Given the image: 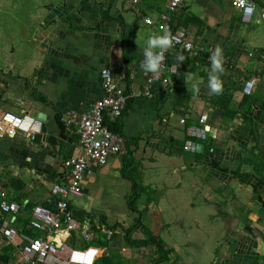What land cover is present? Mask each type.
I'll return each mask as SVG.
<instances>
[{"label": "crops", "instance_id": "crops-1", "mask_svg": "<svg viewBox=\"0 0 264 264\" xmlns=\"http://www.w3.org/2000/svg\"><path fill=\"white\" fill-rule=\"evenodd\" d=\"M232 1L184 0L171 22L188 32L200 53L170 48L167 59L174 70L153 84L141 68L144 49L150 37L170 31L145 19L160 21L170 0H51L24 10L30 20H20L22 28L13 32L12 25H4L0 115L30 116L40 125L31 139L21 132L0 136V185L21 205L13 223L18 244L22 231L42 233L29 226L34 206L57 210L51 188L67 184L65 161L83 154L68 119L80 118L103 97L102 71L109 67L129 102L123 117L113 121L108 115L106 125L127 137V151L110 156L103 166L89 161L83 192L68 199L67 210L79 223L66 240L68 247L98 246L96 261L111 253L110 264L262 263L252 232L264 236V0H251L250 17ZM218 45L222 91L210 94V57ZM250 78L257 83L245 96L242 89ZM186 114L188 123L208 115V140L188 135L181 123ZM188 141L199 142L201 151H186ZM190 186L205 192L207 209L189 197ZM171 190L172 202L162 204ZM207 190L216 196L214 203ZM205 219L221 220L228 231L223 250L197 235ZM87 228L91 239L84 237ZM150 236L163 248L143 242ZM0 256V264L24 263L19 246L1 230Z\"/></svg>", "mask_w": 264, "mask_h": 264}, {"label": "built area", "instance_id": "built-area-1", "mask_svg": "<svg viewBox=\"0 0 264 264\" xmlns=\"http://www.w3.org/2000/svg\"><path fill=\"white\" fill-rule=\"evenodd\" d=\"M183 2L184 0H170L167 11L161 14L158 22L151 17H147L145 20L149 25H157L160 30L170 31V36L173 38L171 48L183 47L190 53L199 54L200 49L195 47L196 45L190 39L188 32L185 29L176 30L171 22L172 13L180 9ZM232 4L246 17H250L255 11V3L251 0H233ZM169 49L164 50L165 59L162 61L160 70L156 73L149 72L147 78L149 84L161 79L166 80L167 73L174 70L167 59ZM256 83L255 78L246 80L242 94L251 95ZM102 87L103 97L95 101L87 113L80 118L71 116L68 119V124L73 126V131L79 135L83 154L70 157L65 161L68 171L67 184L54 183L51 188L52 194L57 197V210H52L44 205L34 206L29 226L36 231H42L43 234L30 235L28 232L22 231L19 235L20 243H17L18 234L13 223L17 221L21 205L17 201L10 200L7 192L0 185V230L11 243L19 246L23 264H94L101 252V248L94 245L84 248L68 247L66 240L71 232L79 227L74 215L67 210L68 199L72 194L83 192L82 181L89 171V161L103 166L108 162L110 156L123 154L127 151V137L113 132L106 125V117L109 115L113 121L120 120L128 107L129 95L117 83L114 73L109 67L102 71ZM145 94L153 95L150 90H147ZM188 118L189 115L186 114L181 119V123L186 125L188 135L200 141L208 140L211 133L207 123L208 115L199 116L197 123H188ZM39 128V122L30 116H17L9 112L0 115V136H14L21 132L31 139L39 131ZM184 149L190 152H199L202 145L196 141H188L184 145ZM83 234L87 239H91L93 236L88 228L83 229Z\"/></svg>", "mask_w": 264, "mask_h": 264}, {"label": "rangeland", "instance_id": "rangeland-1", "mask_svg": "<svg viewBox=\"0 0 264 264\" xmlns=\"http://www.w3.org/2000/svg\"><path fill=\"white\" fill-rule=\"evenodd\" d=\"M51 3V0H0V44L1 41H3L4 39V35H5V30L7 31L8 29L4 28L5 24H10L12 25V29L13 32L16 31V29L18 28H22V21L20 22V20H23L24 23H26V21L30 20L29 15L24 11V10H28L31 6L33 5H37L40 7H44L45 5ZM16 6L18 8L14 9L13 7ZM31 15L34 14L33 12H29ZM21 17V19H20ZM8 21H12V23H17L16 25H13L11 23H8ZM15 40L17 39V36H15ZM18 44V43H17ZM3 46H8V42L5 41V45ZM17 47V45H15ZM1 54V53H0ZM189 171V170H187ZM204 173V171H203ZM148 174V173H146ZM203 178V177H202ZM163 180V177L161 176L160 178H158V180ZM148 182L155 184V179H148ZM232 182V181H231ZM241 190H244L243 188H241V186L239 187ZM189 197L195 200H199L201 202V204H203L204 209L206 208V199L204 197V193H199L198 191L195 190V188L193 187H189ZM209 193L212 194V191L207 190ZM243 192V191H242ZM174 193V190H171L169 198H163L161 200L162 204H166L169 205L170 201L172 202L173 196L172 194ZM215 196V195H214ZM214 196L212 194V198L213 200H211L212 203H214ZM216 199V196H215ZM217 200V199H216ZM204 222L207 224L205 229L202 230V232H198L197 235L201 236L202 240L207 242L209 245H213L216 246L218 248H220V250H223L226 247V241L228 239V231L225 230L224 226L221 225V220L217 221V222H213L210 219H205ZM193 224V222H191ZM208 223H213L216 225V227L213 229L214 233H210L208 232L207 227H212V225H208ZM218 228V234H215V229ZM205 232V233H204ZM198 237V236H197ZM199 242V241H196Z\"/></svg>", "mask_w": 264, "mask_h": 264}, {"label": "clouds", "instance_id": "clouds-1", "mask_svg": "<svg viewBox=\"0 0 264 264\" xmlns=\"http://www.w3.org/2000/svg\"><path fill=\"white\" fill-rule=\"evenodd\" d=\"M172 46L173 38L167 32L161 36L150 37L148 40V47L144 49V60L141 62V68L146 72H158L162 66V61L165 59L164 50ZM157 48L160 49V51H154V49ZM211 53V71L209 72L208 87L210 89V94H219L222 91V83L216 73L224 71L222 62L223 50L218 45ZM178 59L181 61L185 58L184 56H180ZM194 87L196 86L194 85Z\"/></svg>", "mask_w": 264, "mask_h": 264}, {"label": "trees", "instance_id": "trees-1", "mask_svg": "<svg viewBox=\"0 0 264 264\" xmlns=\"http://www.w3.org/2000/svg\"><path fill=\"white\" fill-rule=\"evenodd\" d=\"M226 104H228V103H226ZM242 177V176H241ZM139 223V222H138ZM136 227V225L133 227V228H135ZM137 228V227H136ZM130 230H132V229H130ZM128 234L127 235H125V239L127 240V242L128 243H130V242H133V240L129 237V235L131 234V231H128L127 232ZM143 242H145V243H148V242H155V243H157L161 248H163L162 247V243L161 242H159L157 239H156V237H152V236H150L148 239H145ZM143 242H136L137 244H142ZM97 243H100V241H97ZM102 244H107L106 242H103ZM111 254V253H110ZM110 254H105V255H103L99 260H97L96 262H95V264H110V259H111V255ZM165 255V254H164ZM0 258H4L3 256H0ZM2 263H6V259H4L3 261H2Z\"/></svg>", "mask_w": 264, "mask_h": 264}, {"label": "water", "instance_id": "water-1", "mask_svg": "<svg viewBox=\"0 0 264 264\" xmlns=\"http://www.w3.org/2000/svg\"><path fill=\"white\" fill-rule=\"evenodd\" d=\"M252 235L255 237V239H257V242H258V247L257 248L258 249H256V251H258L260 253V255H262L263 261H262L261 264H264V236H262V234H257L255 231L252 232ZM257 262L256 263H250L249 262L247 264H258Z\"/></svg>", "mask_w": 264, "mask_h": 264}, {"label": "flooded vegetation", "instance_id": "flooded-vegetation-1", "mask_svg": "<svg viewBox=\"0 0 264 264\" xmlns=\"http://www.w3.org/2000/svg\"><path fill=\"white\" fill-rule=\"evenodd\" d=\"M254 234V233H253Z\"/></svg>", "mask_w": 264, "mask_h": 264}]
</instances>
